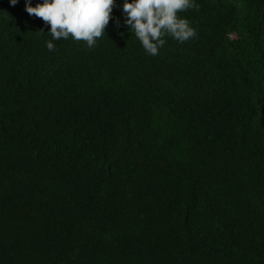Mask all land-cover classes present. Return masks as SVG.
<instances>
[{"label": "trees", "instance_id": "1", "mask_svg": "<svg viewBox=\"0 0 264 264\" xmlns=\"http://www.w3.org/2000/svg\"><path fill=\"white\" fill-rule=\"evenodd\" d=\"M195 3L151 56L0 0V264H264V0Z\"/></svg>", "mask_w": 264, "mask_h": 264}, {"label": "clouds", "instance_id": "2", "mask_svg": "<svg viewBox=\"0 0 264 264\" xmlns=\"http://www.w3.org/2000/svg\"><path fill=\"white\" fill-rule=\"evenodd\" d=\"M18 3L19 0H10L13 6ZM116 4L117 0H38L33 6L31 0H25V11L50 25L47 33L52 40L46 42V47L51 52L55 50L52 41L70 37L93 48L113 19ZM121 7L123 24L135 34L148 55H158L166 43L165 36L179 43L197 36L190 21L178 15L190 8L198 10L195 0H122ZM114 23L119 27L120 18L116 17Z\"/></svg>", "mask_w": 264, "mask_h": 264}]
</instances>
